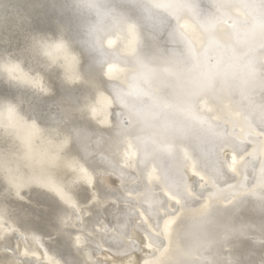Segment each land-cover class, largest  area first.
I'll return each mask as SVG.
<instances>
[{"label":"water","instance_id":"water-1","mask_svg":"<svg viewBox=\"0 0 264 264\" xmlns=\"http://www.w3.org/2000/svg\"><path fill=\"white\" fill-rule=\"evenodd\" d=\"M124 1L0 0V93L14 100L0 101V264H78L86 245L94 264L112 246L135 245L136 218L146 242L161 245L146 264H214L210 246L231 241L246 255L245 237L259 235L258 214L241 215L249 201L264 206L254 197L264 193L254 187L264 176V96L256 104L244 92L248 76L264 74V14L250 0H136L137 17L113 19L112 2ZM145 30L156 36L144 53ZM163 46L188 50L197 75ZM226 58L249 62L227 70ZM13 61L24 73L8 69ZM21 96L52 114H33ZM244 133L256 142L247 160L226 158V145L249 150ZM144 170L157 181L144 182Z\"/></svg>","mask_w":264,"mask_h":264},{"label":"bare ground","instance_id":"bare-ground-1","mask_svg":"<svg viewBox=\"0 0 264 264\" xmlns=\"http://www.w3.org/2000/svg\"><path fill=\"white\" fill-rule=\"evenodd\" d=\"M135 1L136 0H126L124 2H119V3H116V2L113 3L112 2L111 7L113 9V12L110 13V16H112V18L115 19L117 17V15L126 13L128 15H131L133 18L137 17V15L135 13V5H134ZM140 1H143V0H140ZM207 1L215 2L216 0H207ZM88 2H90V5L93 6V8L99 7V5H98L99 0H88ZM184 2H188V0H176V6L179 7L180 5H182L181 3H184ZM249 2L251 4H254L257 7L258 11H260L264 14V1L263 0H250ZM176 9H178V8H176ZM208 18H210V16ZM57 24L58 23H56L55 25H57ZM100 24H102V23H100ZM155 36L156 35H154L153 33L150 34L147 30H145V32L143 34V38L145 37L144 39H145V43L147 45V49L145 50V48H144V53L151 50L150 43L154 39L153 37H155ZM52 45L53 46H49L47 49L51 50L52 47L63 46V42L58 41V43L56 42V44H55L57 46H54V44H52ZM163 49H166V48H164V46H163ZM166 51L170 52L169 56H171L172 59H176V64L179 67H181L182 70L186 71L187 74L189 72L192 77L197 75L196 71L193 70V68H192L193 61H192L191 55L188 54V50L186 51L184 49L182 51L181 49H179L176 51H172L170 49H166ZM56 53L58 54V51H56ZM248 62H249L248 60H244L243 62L236 63L235 61L232 62V60L230 58H226V65L227 66H225V67L227 70L228 69H231V70L242 69V67L243 66L245 67L246 64H248ZM234 63H236V64H234ZM7 67L9 70L16 69V70L20 71L21 73H24L23 72V63L21 61H15V62L13 61L11 63H8ZM252 70H254V68L251 69L250 72ZM260 72H261L260 77L256 74H255L256 76H253V77L248 76L249 78L246 79V81L248 83L247 84L248 87L246 89H244V92L250 91V94H247V95H249L250 98L254 97L255 100L257 101L256 104L260 102L261 98H259V96L260 97L264 96V74H262L263 73L262 69H260ZM15 77L16 76L13 75L14 79H15ZM208 77H211V76H208ZM231 79L233 80V84L235 85L236 84L235 77H234V79H233V77ZM235 87H237V86H235ZM166 91H167V89H166ZM236 91H238V89ZM18 100L21 102H23V101L26 102L27 109H29L30 112H32L33 114L36 113L42 119L48 118L52 114V112H50V109H47L44 106V104H42L39 100H35L34 97H27V99H23V97L21 96V97H19ZM0 101L7 102L9 106L14 105V100L12 98V94H10V93H8V95H6L5 93H0ZM257 114L258 113H254L255 116H257ZM263 125H264V122H263ZM246 127L248 128L250 126L248 125ZM261 135L264 136V130H261ZM232 136H233V138L236 137L233 134H232ZM240 138H243L240 141H245L246 143H248L250 145L249 150H245V152L243 154H237V152L235 150H233L234 149V147H233L234 143H232L230 145H226L229 148V151L231 150L230 152H228V154L225 155L226 158H228V156L232 155V156H236L235 158H237L239 161H246L247 160L248 156L250 155L249 151L253 150V146L256 145V142L254 143L253 141L252 142L248 141L247 139H249V138L246 137L245 133ZM212 141L213 140L210 139L209 143H211ZM261 153L262 154L264 153V147L262 148ZM254 159H255L254 156L250 157V160H254ZM115 172H117V171L113 172L116 175ZM144 173H145L144 175L148 174L150 176L149 178L145 176L144 182L150 184V182H152V181H155V182L157 181V179L154 177L155 174L153 171L146 173L144 170ZM190 183L192 184V183H194V181L192 180ZM108 186L110 187V189L117 190V191L120 188L119 187V181L109 182ZM254 187H256L258 189H259V187L264 188V176L259 177L258 183L256 182L254 184ZM154 188H156V187H154ZM256 188H253V190H257ZM164 190L169 194V196H171L170 192H168L165 188H164ZM247 191H249V190L248 189L244 190V192H247ZM242 192H243V190L241 191V193ZM158 193L159 192H156V194H158ZM249 193H252V192H249ZM120 197L123 198L122 196H120ZM254 197H256L257 198L256 200H259V201L263 197V200H264V193H261L260 196L254 195ZM131 198H134V196H131ZM208 198H209V196H208ZM133 200L136 201L137 197H135ZM129 204H130L129 206L133 210L137 209V207L133 206V203H129ZM120 205H121V203H120ZM246 206H247L246 208L248 209V212L247 213L245 212L244 215H241L242 216L241 220H243L244 218H247V217H253L254 213L258 214L257 216L259 217V220L256 221L253 225L251 224L250 226L252 228H256V230L259 231V228L262 224L261 221H263L262 217L264 218V206L258 205L257 202L252 203L250 201L247 202ZM170 208H171V210L174 211V208L172 207L171 203H170ZM196 210L197 209H194V208H193V210H190V211L185 210V211H183V214L186 215V214L192 213ZM143 216H144V219L146 220V215L144 214ZM178 216H180V214H178L177 217L169 215V216H167L168 219L166 221L174 222L175 220H177ZM230 219H233V218H230ZM247 221L249 222V218H247ZM95 223H97V222L94 221V224H92L90 222L89 225L93 228L94 226H96ZM118 223H121V222L118 221ZM118 223H116L114 225L113 229H114V231L116 230V232L119 233V237H121L122 236V230L120 229V224H118ZM132 223L133 224L131 225V228H130L131 232H136L137 235L134 234V236H132L130 238V240H133V242H135V245L130 246L132 244H128L125 248L112 246L111 248H113V249H110V250L113 251V253L115 255H112L110 252H107L108 255L104 256L103 260L102 259L100 260L99 257H100V255H102V253H103L102 252L101 254H99L96 257L94 264H146V262L153 263L155 261L156 256L157 255L159 256L161 254V245L157 246L156 244L154 245V244H150V243L146 242V240L142 236V234L145 233V231H144V229H142V224L140 222V218L138 220L136 218L135 220L132 221ZM122 225L123 224L121 223V226ZM250 226L248 228H250ZM110 229H112V228H110ZM152 230L155 231L153 228H152ZM138 231H141L142 234L138 233ZM244 235H241V236H244ZM255 235H257V234H254V235L249 234L245 237L248 239L250 246H252L251 237H253ZM110 238L111 239H109V240L111 242H114L115 238L114 239L112 237H110ZM190 241H191V244H195V240H190ZM105 247H107V246H105ZM146 247L150 248L151 251L147 250ZM87 248H90V247L88 245H86L85 247H82L81 250L79 248L75 250V254L77 255L76 259H78V261H73L74 263L79 264L80 263L79 259H80V261L82 263L87 264V262L84 260V257H85L84 254H85ZM107 248H109V247H107ZM18 250H19V252H21L23 250L26 251V248L24 246H22V247L18 246ZM237 250L238 249L236 248V245L234 243H232L231 241H227V242H225V245L221 246L218 251L213 250L212 247L210 246L209 252H210V254L212 252L213 253L215 252V254L213 256L211 255V260L215 261L214 264H238V262L245 261L249 258H251L253 260H258L260 255H261L259 249H257L251 255V257H249V253L246 255H242ZM239 250L244 254L248 252V251H242L241 248H239ZM92 252H94V250ZM36 254L38 255V257L40 259L43 258V255L40 251H38ZM114 256H118V258L114 259L113 258ZM194 262L197 263V261H194ZM35 263L37 264V262H35ZM89 263L91 264V261ZM198 264H206V263L199 262Z\"/></svg>","mask_w":264,"mask_h":264},{"label":"snow or ice","instance_id":"snow-or-ice-1","mask_svg":"<svg viewBox=\"0 0 264 264\" xmlns=\"http://www.w3.org/2000/svg\"><path fill=\"white\" fill-rule=\"evenodd\" d=\"M11 112L12 110L9 109V118L11 119ZM252 246L249 249V257L257 250L259 249L261 255L258 260H253L251 258L240 261L238 264H264V223L261 224L259 228V235H255L251 237Z\"/></svg>","mask_w":264,"mask_h":264},{"label":"rangeland","instance_id":"rangeland-1","mask_svg":"<svg viewBox=\"0 0 264 264\" xmlns=\"http://www.w3.org/2000/svg\"><path fill=\"white\" fill-rule=\"evenodd\" d=\"M134 234H136V232H135ZM136 235H137V234H136ZM107 255H108L107 252H103L102 255H100L99 259H100V260H101V259L103 260V259H104V256H107ZM113 258H114V259H115V258H118V256H114Z\"/></svg>","mask_w":264,"mask_h":264}]
</instances>
